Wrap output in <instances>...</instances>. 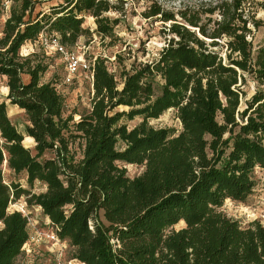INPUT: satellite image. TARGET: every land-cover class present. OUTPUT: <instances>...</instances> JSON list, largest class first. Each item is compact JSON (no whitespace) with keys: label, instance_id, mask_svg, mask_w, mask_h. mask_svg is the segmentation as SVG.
Here are the masks:
<instances>
[{"label":"trees","instance_id":"obj_1","mask_svg":"<svg viewBox=\"0 0 264 264\" xmlns=\"http://www.w3.org/2000/svg\"><path fill=\"white\" fill-rule=\"evenodd\" d=\"M18 1L0 27V76L7 100L28 118L36 155L0 101V264H16L30 240L27 218L8 212L23 195L84 264H264L261 221L245 224L222 210L227 200L245 204L257 186L255 169H264V40L256 50L250 40L264 22L255 1L201 0L176 9L145 0L142 16L162 23L166 45L125 72L121 88L97 58L91 107L77 122L66 116L57 84L44 81L50 65L22 48L42 33L73 48L90 35L86 17L94 33L111 39L125 6L144 0H63L35 17L38 0ZM247 76L257 84L250 97ZM170 110L181 130L150 125ZM136 118L142 122L132 129L123 123ZM76 141L80 157L71 148ZM120 163L144 171L131 178ZM4 167L46 191L6 184Z\"/></svg>","mask_w":264,"mask_h":264},{"label":"rangeland","instance_id":"obj_2","mask_svg":"<svg viewBox=\"0 0 264 264\" xmlns=\"http://www.w3.org/2000/svg\"><path fill=\"white\" fill-rule=\"evenodd\" d=\"M36 5L34 17L39 13H49L51 8L57 6L63 2V0H38ZM162 3L166 8H180L182 4L197 5L201 0H157ZM256 16L258 20L264 22V10L261 5L264 0H254ZM20 2L18 0L13 1V7H18ZM150 5V3L141 1L137 5L129 3L125 6L128 13L125 17L121 18L120 24L115 29L114 37L111 39H102L96 33V25L94 20L90 17H86L84 27L90 30L89 36H83L79 38L78 44L80 49L79 53L87 61L93 62L95 59H103L106 61V66L110 73L116 76L117 82L122 87L123 78L122 75L130 71L135 65L140 63L151 62L157 58L161 49L166 45L168 36L164 33L162 23L155 22L154 20L145 19L142 13ZM8 13H2L0 16V27L4 25L8 19ZM111 17H115L112 13ZM49 34V33H47ZM250 40L253 41L254 50L264 40V28L258 30L253 29V34ZM29 44V43H28ZM38 58L44 60L49 64L48 72L44 76V81H53L57 85H61V93L66 98L68 103L67 115H73L74 121L80 120V115L89 111L91 107L92 98V81L88 78V75L81 73L71 83L66 84L67 77L66 63L60 55L45 56L43 55V49L40 46L35 48ZM30 52V47L25 45L22 48V53L27 54ZM224 53V52H223ZM53 57V58H49ZM44 58V59H43ZM157 84L160 85L161 81L157 79ZM257 88L255 80L251 76H247L246 85L243 86V90L247 97L253 95ZM6 89L7 91H4ZM8 89L6 88V78L0 76V101L6 102L8 116L11 122L17 128V130L24 136V146L31 150L33 155H36L35 142L27 137L26 128L29 125L28 118L24 111L18 107L11 105L7 100ZM125 110V109H124ZM127 110V109H126ZM220 120V119H219ZM142 122V119L136 118L134 121L129 122L124 120L123 123L127 124L130 129L134 128ZM150 125L155 128H175L181 130V123L176 117V112L170 110L166 112L160 119L150 121ZM121 147V146H120ZM71 148L80 157L81 149L79 142H73ZM50 154H46L44 158H49ZM120 166L127 169L128 175L131 178L140 176L144 168L136 165L121 164ZM255 179L257 182L256 189L253 195L248 199L245 204H240L231 201L225 202L224 206H227L226 213L230 217L236 216L239 220L248 224L255 220L256 217L264 214V169H255ZM4 180L8 185H19L22 189L31 191L32 194H40L46 191V187L41 183H36L31 188L27 183V175L25 173L15 174L8 168L4 167ZM13 199V198H12ZM28 197L23 195L19 200H14L10 204L9 213L20 212L28 220L29 233L33 236L36 232L46 233L50 232L54 227L48 222L50 219L46 217L43 210L36 206L30 205L27 202ZM225 209V208H224ZM222 209V210H224ZM244 209H248L245 212ZM249 213L254 214L250 216ZM0 225H3L0 223ZM185 226L184 223H180L175 227L179 230ZM3 227H0L2 229ZM61 247L58 245L53 247L52 243H42L38 245H29L22 250L21 255L17 258L16 264H53L56 260V253ZM30 250V252H27ZM74 249L66 245L64 250V257L66 259H73Z\"/></svg>","mask_w":264,"mask_h":264},{"label":"built area","instance_id":"obj_3","mask_svg":"<svg viewBox=\"0 0 264 264\" xmlns=\"http://www.w3.org/2000/svg\"><path fill=\"white\" fill-rule=\"evenodd\" d=\"M1 3L4 7L5 13H10V9L13 5V0H10V3H6V0H1ZM28 44V43H27ZM40 46L44 50L47 56L60 55L64 62L66 63V71L67 77L65 83H71L74 79H76L81 73L88 75V78L92 81L93 87V65L96 59L91 62L87 61L83 58V56L79 53L78 49H80V45L77 43L73 48H69L61 42L60 36L57 34H47L42 33L37 41L29 42L30 52L23 55H28L31 52L35 51V48ZM25 47V46H24ZM23 47V48H24ZM58 91L61 93V85H57ZM62 94V93H61ZM93 95V90H92ZM228 201V200H227ZM231 203V200H229ZM225 208V209H224ZM227 206H223V211L227 213L229 209ZM229 216V215H228ZM230 217V216H229ZM232 218L238 219V217L233 216ZM239 220V219H238ZM255 220L261 221L264 226V214L256 217ZM52 243L53 247L60 246L56 253V260L53 264H84L77 259H66L64 257V250L66 249V245L68 244L65 241H62L57 234L55 228H53L50 232L41 233L36 232L33 236H30V240L27 244L24 245L22 250H25L26 247L31 245H38L42 243ZM30 252V250H27Z\"/></svg>","mask_w":264,"mask_h":264},{"label":"clouds","instance_id":"obj_4","mask_svg":"<svg viewBox=\"0 0 264 264\" xmlns=\"http://www.w3.org/2000/svg\"><path fill=\"white\" fill-rule=\"evenodd\" d=\"M6 3H10V0H6ZM4 91H7L6 89H4ZM245 212H248V209H244ZM250 216H254V214L249 213ZM0 227H3V225H0Z\"/></svg>","mask_w":264,"mask_h":264},{"label":"crops","instance_id":"obj_5","mask_svg":"<svg viewBox=\"0 0 264 264\" xmlns=\"http://www.w3.org/2000/svg\"><path fill=\"white\" fill-rule=\"evenodd\" d=\"M27 46H29V44H27ZM48 222H50V220Z\"/></svg>","mask_w":264,"mask_h":264}]
</instances>
